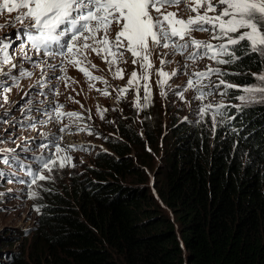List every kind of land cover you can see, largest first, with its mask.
<instances>
[{
    "label": "trees",
    "instance_id": "16d2710c",
    "mask_svg": "<svg viewBox=\"0 0 264 264\" xmlns=\"http://www.w3.org/2000/svg\"><path fill=\"white\" fill-rule=\"evenodd\" d=\"M219 66L241 87L264 73L256 55ZM249 103L234 151L197 129L162 136L159 120L143 123L142 140L121 122L114 155L94 158L95 182L53 194L8 264H264V100Z\"/></svg>",
    "mask_w": 264,
    "mask_h": 264
},
{
    "label": "snow or ice",
    "instance_id": "6c2138e0",
    "mask_svg": "<svg viewBox=\"0 0 264 264\" xmlns=\"http://www.w3.org/2000/svg\"><path fill=\"white\" fill-rule=\"evenodd\" d=\"M182 3L194 15L184 19L178 12L167 11L171 7L179 8ZM5 11L18 13L16 21L26 25L28 45L37 55L60 56L78 67L89 80H101V77L92 76L87 68L80 66L87 60L88 50L97 55L103 54L105 61L112 65H118L125 52L130 53L134 65L140 62L143 74L138 76L133 71L129 86L139 79H149L151 48L154 47L171 49L174 54L181 55L188 48H195L197 51L191 53L190 58L203 56L217 65L236 64L252 55L264 61V0H0V14ZM114 26L118 31L112 39L110 33ZM196 31L211 32L212 40L220 42L213 44L196 40L192 38V33ZM28 45H21V48ZM10 47V42L0 40V63H11ZM25 58L30 59L26 54ZM164 62L161 60L162 64ZM92 67L95 68V65ZM21 75L30 77L32 73L22 72ZM158 75L161 77L159 83L163 86L176 73L169 74L161 69ZM212 75L217 76V82L205 84L204 81L210 80ZM226 75L239 73H226L219 67H209L206 71L193 73L195 79L189 78L187 88L195 89V99L201 101L221 86L224 91L220 95H227L229 89L237 88L244 93L236 97L242 102L264 100V73L254 74L260 82L258 85L244 87L227 82L222 78ZM116 77L123 78V69H117ZM0 87L5 92L11 90L4 85ZM143 87L147 103L151 95L150 87L148 84ZM128 90L123 88L119 91L126 93ZM103 94L109 95L106 90ZM4 99L7 100L6 95ZM225 107L224 104H202L198 114L201 118L210 115L215 128L217 117L224 116ZM61 108L55 109L57 118L62 115L80 118L79 113H63ZM43 147L47 148L48 145ZM62 151L58 144L55 145V155L61 168L70 160V157L59 156ZM55 163L49 157L43 161L42 168L51 172ZM29 175L32 176L33 185L50 178L31 172ZM31 196L35 198L37 193L32 192Z\"/></svg>",
    "mask_w": 264,
    "mask_h": 264
},
{
    "label": "clouds",
    "instance_id": "9594fccd",
    "mask_svg": "<svg viewBox=\"0 0 264 264\" xmlns=\"http://www.w3.org/2000/svg\"><path fill=\"white\" fill-rule=\"evenodd\" d=\"M187 12L189 11L180 9L178 14L184 19H187L189 17V15H187ZM195 37L198 39L197 36ZM152 51L153 48H151V53ZM180 58L182 59V63L176 64L175 68L171 72V73L175 72L176 77H171L165 85L162 86L159 83V81L156 80L155 78L154 79L149 78L147 81L144 80L141 85L133 86L126 93H121L119 91L120 89L125 88V86H123L120 89H115L109 97L103 98V102L105 105L107 106H111L112 104L115 105L113 107L115 109L114 115H116L120 109L125 108L127 104L128 106L131 107L130 111L128 112V115H130L131 117L129 118L126 113L124 116L119 118L118 119L119 121H117L118 122L117 129H115V131L112 133L111 136H106V138L103 140V144L99 142H93L92 138H90V134H94L100 137L101 130H104L103 129L104 124L107 122L108 119H111L112 117L108 113L101 116L102 115L101 112H98V114L94 116H84L75 121H71L69 119L64 118L63 121L60 123H52L46 129L35 131L36 134L34 137V142L30 143L31 144L30 151H32V153H34L36 157L44 158L45 160H47L49 157L53 159L54 157H56L54 155L53 149L55 148L57 141L54 140L52 136H56L62 141L60 147L64 151H62L60 154L64 155L65 157H70L69 162L75 169L77 168L78 165L81 166L82 163H85L82 162L81 159L85 155L89 154L91 151V150L89 152L80 151L82 146L85 143H87L89 146H95L96 155L90 158L89 166L85 164L86 166L85 168L88 174L90 175V172L95 171L99 168L96 167V164H94L95 163L94 158L97 155L100 154H104V155L106 154L110 156L114 155L111 152V149L109 148V144L116 142L118 143L119 140H122L119 131L121 122L126 123V126L133 128L137 132V136L143 140L145 135V129L143 128V123L146 122L147 124H149V122L154 123V121H158V120L160 121L161 127L163 128L162 136L166 135L174 127H178L182 129L183 132L184 131L192 132V129H197L201 133L200 134L201 141L204 140V133L206 134L207 136L206 145L209 146L210 148L214 147L215 142L227 140V142L231 146L232 151H234L237 148V144L239 146L240 143L238 137L242 131L241 121L245 112V107L252 106V104L247 102H242L240 100L238 101L233 100V98L230 95L231 89L227 91V95H220V93L224 91L222 86L216 89L214 91V94L207 96L203 101L195 99L197 92L195 91V89L187 88V81L189 80V78L195 79L193 73L206 71L208 68L204 65L202 61H199L198 57H196V59H192L190 58V55H184V56H180ZM194 63H196V68L194 69V71H192ZM127 66L129 67L130 64H127ZM137 73L138 75H142L143 69H141L140 72ZM181 78H183V80L184 79H188V80L185 81L184 84H181L180 83ZM217 79L218 78H215V76L212 75L210 80H206L204 81V83L215 84L217 82ZM145 84L149 85L150 92H152L154 88L164 89V94L163 95L159 94L161 97V101L163 102V105L159 109L160 111L158 113V117H156V119H154L153 121L149 118L150 113L147 114L153 102L151 101V97H149L147 103L144 100L145 93L143 86ZM171 97H175V100L171 99ZM96 101L98 104L100 105L102 104V98L97 97ZM207 103H211L213 105L224 104L226 106L223 109L224 116L217 117L215 128L213 127V121L210 115H206L203 118H201V116L198 114V110L202 106V104H207ZM73 106L75 107L76 105L74 104ZM172 108H176V109L181 108L187 120H182V118L171 120L167 118V121H163L165 119L166 113L170 111ZM151 114L154 113L152 112ZM229 117H234V119H229ZM200 120H205V127L202 128L198 127L197 122ZM82 129H86V130L82 131ZM107 131L111 132L113 130L108 128ZM87 133L89 134L88 137L86 136ZM45 144L48 145V147L46 148L47 150H44L41 153L36 152V149H38L39 147ZM12 153L14 154L15 157L14 160H15L16 157H18L19 155H16L17 152L16 153L12 152ZM33 166L35 167L36 170H38L39 173L41 172V174H43L44 171H47L44 170L43 168L42 170L39 167L37 168L35 163L32 161L29 165V169L27 170V172H30L31 170L32 173ZM17 170L18 173L14 176L17 178V181H15L13 178L7 179L5 178V176H1V178L6 182L0 181V185H5L6 186L5 189L7 188V186L14 187L15 185L18 188L17 191L14 193V195L10 194L9 196L14 197L17 201H19L23 205L26 203L27 199H29L28 189L32 188V186L36 185L37 183L34 185L31 184L32 176L23 173L22 170L19 169ZM74 173L76 174V176L74 175L75 178H80L81 180L87 179L86 177L78 175L79 172L76 173V171H74ZM49 181L50 179L45 180L44 183H48ZM91 181L95 182L93 177ZM69 183L70 181L68 179V185ZM62 189L63 188H60L56 192L51 191L49 193H46V199H42L39 203L35 204L37 207L35 209L32 208L33 211L34 210L37 211V209H42V213L40 215L36 214L34 219L31 218L30 221L33 223V225L29 227L27 231H25V237H29L30 231L35 227L37 223L36 217H40L41 215H43V217L46 218L49 215L51 205L48 204V200L50 199V197L53 199V196L61 192ZM35 198H33V200ZM3 199L4 198L1 197L0 195V210L1 209L4 210L0 213L6 212L7 210L11 212L12 205L4 204L6 203V200L3 202ZM29 200L31 201L30 204H33L32 199ZM11 215H13V213H11ZM15 234L16 233H13L10 237H12L14 240H17L18 237L15 236ZM11 249L12 248H9L4 252L7 261L10 260V255L18 250L15 249L11 251Z\"/></svg>",
    "mask_w": 264,
    "mask_h": 264
},
{
    "label": "rangeland",
    "instance_id": "374dc122",
    "mask_svg": "<svg viewBox=\"0 0 264 264\" xmlns=\"http://www.w3.org/2000/svg\"><path fill=\"white\" fill-rule=\"evenodd\" d=\"M11 21V17L9 15H1L0 14V33L6 31L8 28V23ZM25 50H21L19 53H24ZM87 58L92 59L93 55L89 54L87 51ZM0 58H2V53H0ZM206 62L208 63L210 67V59L206 58ZM14 62L11 60L10 64L0 63V71H5L6 69H12V65ZM80 66L87 68L85 62H83ZM78 68V67H77ZM5 69V70H4ZM88 69V68H87ZM11 72V70H9ZM256 80V84L258 85L260 82ZM1 83V82H0ZM4 85L6 87H10L11 90L8 92L4 91V88L0 87V154L3 156L7 154V162L5 165L3 163H0V181L6 182L1 178V176L4 174L5 177L9 175V171L13 170H22L23 173H27V170L29 169V165L32 162V160L27 157L20 149L19 141L23 137V133L21 130V125L16 127L14 122L17 120V118L20 116L19 109L23 103V91L26 89L27 80L24 79L19 83H16L15 85L10 83L0 84ZM151 95V101L152 106L148 110L147 114L150 113L149 118L153 121L158 117L159 109L163 105V102L161 101V97L159 94L164 93V89L160 88H154L152 92H150ZM7 96V100L4 99V96ZM171 99L175 100V97H171ZM249 103V102H247ZM131 107L128 106V104L125 106V108L120 109L119 112L111 119H108L107 122L104 124L103 129L101 130V136L98 137L94 134H90V138H92L93 142H99L103 144V140L106 138V136H111L112 133L117 129L118 127V119L124 116L127 113V116L130 118L131 116L128 115V112L130 111ZM154 114H151V113ZM165 114V113H164ZM163 114V115H164ZM119 115V116H117ZM167 118L174 120L178 118H182V120H187L186 116L184 115L183 110L172 108L170 111L166 113L165 119L163 121H167ZM198 127L202 128L205 127V120H200L197 122ZM110 128L113 131L108 132L107 129ZM24 129V128H22ZM111 133V134H110ZM26 137H24L23 141H27V137H30L29 133H27ZM92 149H90V153L85 155L81 161L85 162L82 163V165H78L77 168L74 169V167L71 165V163L68 161L65 163V166L63 168L59 167V160L57 157H54L53 160L56 161L55 164L52 165V171H44L43 175L50 177V181L48 183H44L45 180L37 182L36 185L32 186V188L28 189V198L32 199L33 204L39 203L42 199H46V193H49L51 191H58L60 188L68 187V179L71 184H73L74 178L76 173L79 172L78 175L86 177L88 179H92L91 175L88 174L86 170V166L90 165V158L92 156L96 155L95 152V146H91ZM4 149H10L9 151H6ZM44 150H47L45 147L41 146L38 149H36V152H42ZM136 151V150H135ZM19 155V160H14V154ZM134 156V153L131 152ZM95 164V163H94ZM34 167V166H33ZM35 169V167H34ZM36 170V169H35ZM31 172V170H30ZM75 175V176H74ZM15 176V174H14ZM12 177L15 181H17L16 177ZM46 179V180H49ZM153 181L152 174L148 173V186L151 187V182ZM126 182L128 184H132V181L130 179H127ZM22 183V182H21ZM5 185H0V195L3 197V202L6 200V203L4 204H11L12 209L10 211H6L3 213H0V264H7L6 257L4 255V252L10 248L8 246L9 244H12V249L17 250V246L22 244L24 240L22 239L25 237V231L28 230L29 227L33 225V223L30 221L31 218L34 219L36 214H39V211H33L35 209V206L33 204H30V200L27 199L25 204H21L19 201H17L14 197L9 196L14 195V193L17 191V187L14 185V187L7 186L5 189ZM32 192H36L37 196L34 200L31 196ZM52 194V193H51ZM50 194V195H51ZM33 208V209H32ZM4 211L3 209L0 210V212ZM13 213V215H11ZM13 233H16L15 236L18 237L17 240H14L12 237H10ZM26 239V238H25Z\"/></svg>",
    "mask_w": 264,
    "mask_h": 264
},
{
    "label": "bare ground",
    "instance_id": "6f19581e",
    "mask_svg": "<svg viewBox=\"0 0 264 264\" xmlns=\"http://www.w3.org/2000/svg\"><path fill=\"white\" fill-rule=\"evenodd\" d=\"M2 176H5L4 174Z\"/></svg>",
    "mask_w": 264,
    "mask_h": 264
}]
</instances>
